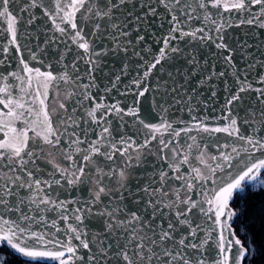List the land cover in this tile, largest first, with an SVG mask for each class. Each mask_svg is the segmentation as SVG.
Segmentation results:
<instances>
[{"label":"snow or ice","instance_id":"obj_1","mask_svg":"<svg viewBox=\"0 0 264 264\" xmlns=\"http://www.w3.org/2000/svg\"><path fill=\"white\" fill-rule=\"evenodd\" d=\"M0 264H264V0H0Z\"/></svg>","mask_w":264,"mask_h":264}]
</instances>
